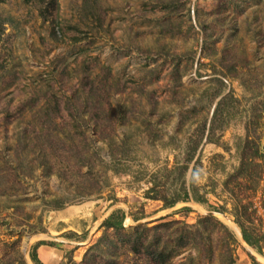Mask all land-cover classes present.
I'll return each mask as SVG.
<instances>
[{
    "label": "rangeland",
    "instance_id": "obj_1",
    "mask_svg": "<svg viewBox=\"0 0 264 264\" xmlns=\"http://www.w3.org/2000/svg\"><path fill=\"white\" fill-rule=\"evenodd\" d=\"M49 1L55 22L0 0V264H32L38 240L58 249L46 264H152L99 227L116 208L125 233L175 220L163 264H264L232 214L264 235V0ZM241 146L261 154L246 180ZM188 157L206 201L149 198ZM207 214L226 229L194 234Z\"/></svg>",
    "mask_w": 264,
    "mask_h": 264
},
{
    "label": "trees",
    "instance_id": "obj_2",
    "mask_svg": "<svg viewBox=\"0 0 264 264\" xmlns=\"http://www.w3.org/2000/svg\"><path fill=\"white\" fill-rule=\"evenodd\" d=\"M25 2H30V1H35V5L38 8L39 15L42 17L43 20H49L52 22H55L56 16H50L48 14V8L46 6L45 0H24ZM51 6L56 4V0H50L49 1ZM1 27H0V35H1ZM93 118V116H90ZM97 115L94 116L93 120H97ZM209 135V134H208ZM206 136L207 139H211V137ZM245 142L249 141V138L246 137ZM238 148H240L237 145ZM242 149H240V160L238 165L235 167L233 170L234 174L233 177L238 179L240 176H244V180L252 177L251 174V169L260 166L258 162L255 161V157H261V154H258L256 150L252 152H246L244 147L241 146ZM189 159L190 157L187 158V160L183 163H175L172 166L171 172H176L177 173V179L179 180V183L177 185V188L174 190L172 195L167 198L166 196H157L155 193V183L153 184L146 190V194L149 195L148 193H153L149 198L152 199H160L162 200V207H170L173 206L177 201H187L189 199H193L196 202L204 203L206 201V198L204 195H202L199 192L198 187L194 183V178H195V169L192 167L190 170V179L188 181V184L185 183V178L184 174L187 171L189 167ZM235 206L233 205V210L232 214L235 216V222L237 225L240 227V232L241 236L244 239V241L253 249H255L257 252L261 253L263 249L262 245V240L264 241V235L263 234H256L249 230L248 228L245 227L243 220L241 217H249V213L246 214V206H243V210H237ZM181 210L189 211L190 206H182L180 208ZM179 209V210H180ZM211 209L214 211H220L221 207H216V206H211ZM124 211L120 208L113 209L101 222L99 227L107 230L110 229L113 231L112 234L118 236L121 240V243H124L125 245H128L131 251L134 253H142L143 251L145 253H149V255H146L148 257V260L152 262V264H163L165 261H168L170 259L169 255L172 254V252H169V255L164 252V247L160 246V242L163 239V236H161L160 232H157L156 229L159 226L163 227H171L173 224L172 221L168 222H162L161 224H155L151 226L150 228L147 226L143 225H138L137 227L134 228L132 232L125 233L122 231L123 228V220H124ZM195 233L194 234H199V230L201 228L207 229L210 226H221L226 229V226L222 224L219 220H217L213 215L207 214V215H202L199 216L198 220L196 221V224L193 225ZM183 228L186 227L185 225L182 226ZM181 227V230H183ZM153 234L151 237H148V234L145 233V229L147 230H152L154 229ZM144 231V232H143ZM193 232L184 230L182 231L180 237L184 236L187 237L189 235H192ZM230 233V232H229ZM187 241V240H186ZM183 240H180L181 245H184ZM41 244H51L46 242L45 240H38L33 246H31L30 251H29V258L32 264H43L37 257L36 254V248L41 245ZM160 247V248H159ZM156 253V257H151V253ZM151 257V258H150ZM252 258V263L253 264H260L258 263L253 257Z\"/></svg>",
    "mask_w": 264,
    "mask_h": 264
},
{
    "label": "crops",
    "instance_id": "obj_3",
    "mask_svg": "<svg viewBox=\"0 0 264 264\" xmlns=\"http://www.w3.org/2000/svg\"><path fill=\"white\" fill-rule=\"evenodd\" d=\"M72 208H73V206L69 207V209H67L66 212L75 213L71 210ZM62 231H63V229H62ZM57 252H58L57 248H55L54 246H50L48 244H41L36 248L37 257L43 264L44 263L46 264V261L44 259H47V258L49 259V255H55L56 257H58ZM74 252H76V249ZM56 262H58V260H55V263Z\"/></svg>",
    "mask_w": 264,
    "mask_h": 264
},
{
    "label": "bare ground",
    "instance_id": "obj_4",
    "mask_svg": "<svg viewBox=\"0 0 264 264\" xmlns=\"http://www.w3.org/2000/svg\"><path fill=\"white\" fill-rule=\"evenodd\" d=\"M81 209L80 206H73V208L71 209L73 212L77 213L79 210ZM224 218V217H223ZM225 222L228 223L231 227H233L234 225L232 224L231 221H229L227 218H224Z\"/></svg>",
    "mask_w": 264,
    "mask_h": 264
},
{
    "label": "water",
    "instance_id": "obj_5",
    "mask_svg": "<svg viewBox=\"0 0 264 264\" xmlns=\"http://www.w3.org/2000/svg\"><path fill=\"white\" fill-rule=\"evenodd\" d=\"M209 213H211V212H209ZM241 240H242V242H243V243H245V244H246V242L244 241V239L242 238V236H241Z\"/></svg>",
    "mask_w": 264,
    "mask_h": 264
}]
</instances>
